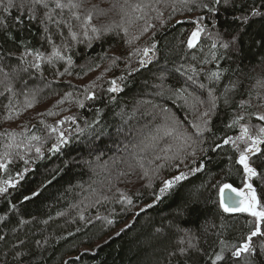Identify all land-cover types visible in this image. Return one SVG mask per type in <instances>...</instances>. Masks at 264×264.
I'll return each instance as SVG.
<instances>
[{
	"label": "trees",
	"instance_id": "16d2710c",
	"mask_svg": "<svg viewBox=\"0 0 264 264\" xmlns=\"http://www.w3.org/2000/svg\"><path fill=\"white\" fill-rule=\"evenodd\" d=\"M76 2L81 13L93 5L105 13L93 17L99 39L85 38L74 10L56 9L53 0L48 9L36 6L35 20L27 0H0V163L7 164L0 169L7 188L0 193V264H212L222 249L225 260L216 264H264L261 236L253 238L257 255L231 256L255 218L224 212L219 192L224 183L245 187L237 161L247 144L237 137L242 125L253 134L264 125L257 119L264 114L257 83L264 47L253 43L264 38V17H251L239 59L212 50L207 33L196 48L186 43L199 17L208 32L223 30L233 16L264 11V0H236L216 13L194 5L189 11L178 0ZM50 10L55 22L45 18ZM212 72L221 73L219 81ZM112 80L120 91H109ZM237 81L225 104V87ZM213 97L216 107L197 134L193 124L205 127L201 114ZM238 116L244 119L233 124ZM61 133L66 144H59ZM182 133L192 140L185 144ZM228 138L236 143L225 144ZM250 162L256 166L257 157ZM257 171L251 183L264 205V167ZM181 172L186 179L161 195L163 181Z\"/></svg>",
	"mask_w": 264,
	"mask_h": 264
},
{
	"label": "snow or ice",
	"instance_id": "6c2138e0",
	"mask_svg": "<svg viewBox=\"0 0 264 264\" xmlns=\"http://www.w3.org/2000/svg\"><path fill=\"white\" fill-rule=\"evenodd\" d=\"M55 4L56 9H60L63 11V9L68 8L72 11V16L75 20L80 21V27L82 29V34L85 38H87L89 41L92 39H99L100 34L102 32V29L97 27L95 24H93V17L94 15H104L105 13L102 10H99L97 6L93 5V10H85L83 13L78 11L81 8V3L76 2V0H67V3L64 2V0H53ZM179 3L183 4L185 7L188 8L189 11H192L193 9L191 7H188L189 5L198 6L202 9H206L208 13H216L220 11V8L217 6L222 5L224 10H227L229 7H232L235 5L236 0H210L208 3L201 2V0H178ZM27 3L30 4L32 7L29 9L31 12L30 19L35 20V8L37 5L41 6L44 9L49 8V0H27ZM12 4V0H9V5ZM25 4L22 2L19 7L23 8ZM95 10V11H94ZM5 11H7V8H5ZM45 18L48 21H53V17L51 14V10L48 12H45ZM251 17H264V11L257 10L253 8L251 10V14L244 15L241 14L239 16H233L232 22L227 23V27H225L223 30L217 29V24L215 22L212 23V28L217 29L214 32H208L207 28L204 26H201V21L204 19V17H199L194 23L196 24L195 29L190 33L188 39H187V47L189 49L196 48L197 45L201 42L202 34L207 33L208 38L212 41L211 43V49L212 50H223V55L228 56L229 59L232 57H236L237 59L240 58L241 54L243 53V44H244V36L247 34V27L251 26L252 20ZM215 19V18H214ZM17 20L19 22H23L20 20L19 17H17ZM55 22V21H53ZM180 21H178L179 23ZM43 23V21H41ZM44 31L47 32L48 28L45 26ZM104 32L111 31L110 27L103 28ZM126 31V29H125ZM89 33H92L94 35H89ZM70 35L73 40L77 39V33L74 31H71L70 28ZM11 39H15L16 37L10 36ZM50 40V37H49ZM254 44H260L262 47H264V38H261L259 41H253ZM90 46V45H89ZM151 51V49H144L143 55H148V53ZM28 56L33 55L31 51H26L25 53ZM53 56L58 57L60 59H64L63 56H61V53L58 49H53ZM212 57L213 59H216V51H212ZM35 59L37 61H40L43 59V55L40 52H35ZM69 63H71L72 58L67 57ZM49 60H51V57H49ZM115 62V61H113ZM144 61H141V64H143ZM262 67H264V60L261 62ZM32 67H35L37 69L40 68L39 63H33L31 65ZM2 71V69H0ZM67 71V69H65ZM179 71V69H178ZM191 71L195 72L196 69L192 68ZM221 78L220 72H212L210 74V79L219 81ZM121 79H123L121 77ZM189 80L192 79L191 76L188 77ZM257 83L260 85V87L264 88V79L257 81ZM112 87L109 88L110 92H117L120 91L119 86L117 85L115 80L111 81ZM238 85L237 82H231L229 86L225 87V99L224 103L227 104L229 101L227 99V93L231 91L232 89L236 88ZM200 87L203 88L204 85L200 84ZM7 91H11V88H7ZM211 94V93H210ZM88 99H95V95L92 94ZM216 97H213L211 100V107L205 110L201 116L203 119L204 128H202L200 125L193 124V127L196 129L197 134L203 133L205 128L207 127L209 120L207 119L210 117V114L212 110L216 107ZM63 100L58 101L57 103H63ZM201 103H203L201 101ZM244 102H242L243 104ZM32 104L29 102L27 104V107H31ZM80 106L83 107V103H80ZM50 115L52 113H49ZM11 116H9V119ZM244 119L243 116H238L236 119L233 120V124H236L239 122V120ZM258 120L264 121V114H261L257 117ZM52 131H56L55 128L52 129ZM175 129L172 130H165V135H172ZM181 138L184 139L185 144L188 143V141L192 140V137L188 135L187 133H182ZM33 140H40V137L33 136L31 137ZM238 140L243 141L247 144V147H245L243 150H240L239 152V159L238 163L243 166V171L246 174V181H250L253 177H258L261 174L258 173L257 168L258 167H264V152H262L261 145H264V127H260L258 132L256 134H253L249 127L247 126H241V135L237 137ZM59 144H66L67 141L63 137V133L60 134L58 137ZM192 143H195V141H192ZM225 144L232 143L235 144L236 142L233 141L231 138H228L224 140ZM59 144L56 146L57 151H59ZM11 146V145H9ZM190 146V145H189ZM217 147H220V145H217ZM37 153H40V149H36ZM259 154V155H258ZM192 155H195V152L192 153ZM256 156L257 157V163L256 166H253V164L250 162L251 157ZM159 159V157H158ZM10 162V161H9ZM27 163V161H25ZM7 164L6 163H0V169H6ZM193 171H200V168L197 167ZM146 174V173H145ZM264 179V177H261ZM186 179V176L184 173H180L179 175L173 176L171 179H166L163 181V186L160 188V194L163 195L166 193L169 189L173 188V186L180 182L181 180ZM5 184H8L10 186H15V184L12 182L11 179L5 181ZM245 188H247V193H245L243 190L237 189L233 187L231 184L224 183L219 186V192L221 195L220 199V206L223 208L224 212H240V213H247L250 216L255 218V226L254 229L246 236V238L243 240L242 243L237 245H232V251L231 256L236 257L237 259L241 257H252L254 255H257V250L253 246V238L254 237H264V231H262V225H264V205H261L260 200L258 199L256 195V189L253 187L252 183L246 182ZM7 188L0 187V193L6 192ZM228 193H235L238 197H243L242 200L236 202L235 206H230L227 201L231 200L232 197ZM37 193H33V195H36ZM25 199H29V197H25ZM159 199V197H157ZM124 200L127 201L128 204L132 203V200L130 197L125 196ZM151 207V205H149ZM108 223H112V221H108ZM159 231V230H158ZM0 239H3L2 236H0ZM183 243V241H181ZM224 244V242H221ZM189 247H192L191 244H189ZM227 247V245H225ZM261 252H264V244H261L260 246ZM181 254H184L186 249L181 248L179 249ZM223 249L221 250V253H217L215 255V259L212 261V264H216L217 261H224L225 257L222 254ZM254 264V262H253Z\"/></svg>",
	"mask_w": 264,
	"mask_h": 264
},
{
	"label": "water",
	"instance_id": "95a60500",
	"mask_svg": "<svg viewBox=\"0 0 264 264\" xmlns=\"http://www.w3.org/2000/svg\"><path fill=\"white\" fill-rule=\"evenodd\" d=\"M232 199L231 200H228L227 203L230 205V206H235L236 202L240 201L243 199V197H238L236 196L235 193H228ZM220 199H221V195H220ZM228 213H240V212H228Z\"/></svg>",
	"mask_w": 264,
	"mask_h": 264
},
{
	"label": "rangeland",
	"instance_id": "374dc122",
	"mask_svg": "<svg viewBox=\"0 0 264 264\" xmlns=\"http://www.w3.org/2000/svg\"><path fill=\"white\" fill-rule=\"evenodd\" d=\"M203 36H204V34H202V37H203ZM202 37H201V38H202ZM244 126H247V125H244ZM247 127H248V126H247ZM260 127H264V125H263V124L257 125V129H258V130H259ZM249 129H250L251 132L253 131L251 127H249ZM245 144H246V143H245ZM247 182H250V183H251V180H250V181H247ZM240 190H243L245 193H247V191H248L247 188H245V187L242 188V189H240ZM256 195H257V194H256Z\"/></svg>",
	"mask_w": 264,
	"mask_h": 264
}]
</instances>
